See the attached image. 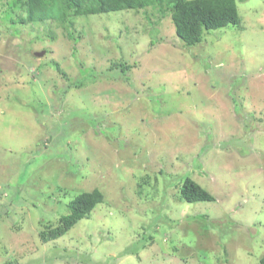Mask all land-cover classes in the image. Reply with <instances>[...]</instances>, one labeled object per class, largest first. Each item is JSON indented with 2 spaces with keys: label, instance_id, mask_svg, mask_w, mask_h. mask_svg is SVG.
<instances>
[{
  "label": "rangeland",
  "instance_id": "obj_1",
  "mask_svg": "<svg viewBox=\"0 0 264 264\" xmlns=\"http://www.w3.org/2000/svg\"><path fill=\"white\" fill-rule=\"evenodd\" d=\"M24 1L0 0V264H260L264 0L194 45L165 0L39 21ZM185 176L214 200L181 198Z\"/></svg>",
  "mask_w": 264,
  "mask_h": 264
},
{
  "label": "trees",
  "instance_id": "obj_2",
  "mask_svg": "<svg viewBox=\"0 0 264 264\" xmlns=\"http://www.w3.org/2000/svg\"><path fill=\"white\" fill-rule=\"evenodd\" d=\"M162 0H25L26 19L39 21L49 18L66 20L72 15L98 14L110 11L140 9ZM176 34L186 45L201 41L205 30L237 24L240 17L236 0H165ZM163 12V9H160ZM127 70L124 63L113 62L110 68ZM180 197L188 202L214 200V196L193 180L185 176L179 188ZM103 194L98 188L83 191L70 202V210L61 216L60 224L41 231L42 241L56 239L71 229L80 219L102 202ZM264 264V257L260 259Z\"/></svg>",
  "mask_w": 264,
  "mask_h": 264
},
{
  "label": "water",
  "instance_id": "obj_3",
  "mask_svg": "<svg viewBox=\"0 0 264 264\" xmlns=\"http://www.w3.org/2000/svg\"><path fill=\"white\" fill-rule=\"evenodd\" d=\"M40 54H42V53H40ZM37 55H39V54H37Z\"/></svg>",
  "mask_w": 264,
  "mask_h": 264
}]
</instances>
